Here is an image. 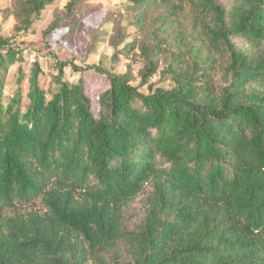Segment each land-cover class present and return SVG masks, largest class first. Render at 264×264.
<instances>
[{"label": "trees", "instance_id": "1", "mask_svg": "<svg viewBox=\"0 0 264 264\" xmlns=\"http://www.w3.org/2000/svg\"><path fill=\"white\" fill-rule=\"evenodd\" d=\"M16 1L25 31L54 0ZM111 1L135 35L116 23L109 44L140 80L86 67L96 98L52 53L44 89L0 37V264H264V0Z\"/></svg>", "mask_w": 264, "mask_h": 264}, {"label": "rangeland", "instance_id": "2", "mask_svg": "<svg viewBox=\"0 0 264 264\" xmlns=\"http://www.w3.org/2000/svg\"><path fill=\"white\" fill-rule=\"evenodd\" d=\"M69 0H54L34 20L29 30L19 31V19L16 14V0H0V37L12 42L23 51L22 67L28 70L32 60L37 59L44 69L45 75L40 76V85L46 89L51 85V76L48 70L53 65V60L48 57L52 53L59 61H67L81 68L80 73L66 71V77L76 81L82 77L86 89L93 98L108 88V82L104 75L98 74L86 67L99 65L114 73L122 74L128 68L135 78L134 83L139 82L138 70L142 67V61L133 56H125L120 53L119 47L115 49L109 44L110 37L115 32V24L119 23L122 30L135 35V28L130 25V19L124 10L118 11L112 6L111 0H91L81 2L75 9L76 12L67 18L64 6ZM110 16V17H109ZM109 21H105L108 19ZM18 62L12 65L4 81V89L12 91L16 87V69ZM160 67L157 74L150 80L157 83L160 79ZM142 91H146L142 88ZM144 195H140L125 210L127 227L132 230L144 216ZM35 209H41L39 200L30 203ZM24 209V207H22ZM21 209V210H22Z\"/></svg>", "mask_w": 264, "mask_h": 264}]
</instances>
